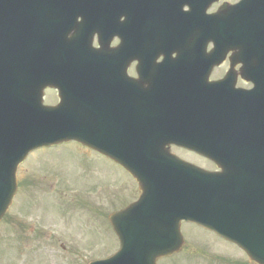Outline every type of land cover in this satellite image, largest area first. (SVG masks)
I'll return each mask as SVG.
<instances>
[{
	"label": "water",
	"instance_id": "95a60500",
	"mask_svg": "<svg viewBox=\"0 0 264 264\" xmlns=\"http://www.w3.org/2000/svg\"><path fill=\"white\" fill-rule=\"evenodd\" d=\"M39 3L0 0V168L7 172L0 174V217L16 190V164L34 148L74 139L121 164L142 191L136 202L109 215L120 244L117 252L89 264H156L158 257L179 249L181 220L214 231L264 264V192L221 189L214 174L171 163L166 146L183 144L185 131L162 117L173 105L169 99L134 95V87H126L119 96L121 124L106 127L97 118L103 99L91 89L92 82L71 78L64 103L42 106L41 88L49 79L45 75L44 83L39 81L37 30L20 19L25 10H38ZM224 8L217 14L220 20L200 24L204 33L220 35L213 51L201 57L226 52L235 26L241 33L247 30L244 19L222 16L228 12Z\"/></svg>",
	"mask_w": 264,
	"mask_h": 264
},
{
	"label": "flooded vegetation",
	"instance_id": "af4514ba",
	"mask_svg": "<svg viewBox=\"0 0 264 264\" xmlns=\"http://www.w3.org/2000/svg\"><path fill=\"white\" fill-rule=\"evenodd\" d=\"M236 1L238 0H220L212 3L206 12L208 14L214 12L222 2L235 3ZM130 2L133 3V8ZM200 7L199 4L195 6L198 11ZM168 8L169 0H129L127 2L116 0V3L107 4L101 10H42L40 12L42 26L44 29L47 28L46 30L61 33L59 39L62 43L49 52V74L59 83L57 87L43 86V104L54 106L60 101L59 94L64 91L61 79L70 71L69 67L61 65V60L68 56L65 46H74L85 52L89 61L87 70L98 78L96 79L98 84L108 92L113 91L114 88L119 90L127 76L139 81L145 93L157 91L178 95L196 94L197 96L188 99L197 104V106L187 107L192 114L214 109L222 114L231 128H242L244 112L248 106L252 105L253 93L257 89V84L253 82L255 75L252 65L264 64V59L262 57H231L232 53L235 55L240 53L236 50L220 59L176 58L171 51L169 56L171 38L164 26ZM254 8L258 11L264 8V0L256 4L250 2L247 15H251ZM188 9L187 4L182 6L183 11ZM235 15L241 14L235 13ZM202 38L195 27H188L181 36L183 48H198ZM248 39L251 44H261L254 36ZM212 46L210 41L206 49L209 50ZM257 53L260 54V51ZM71 56L74 57V54ZM72 60L76 65L77 60L73 58ZM235 110L239 112L237 116L233 115ZM189 124L186 122V127ZM199 140L200 143L205 142L204 138ZM207 142L218 146L211 148L212 150L231 151V154L219 156L221 159L231 161L229 165L234 173H239L249 183L263 182V132L257 133L254 138H245L241 135L235 139H208ZM169 149L180 158L199 167L215 172L221 171L219 166L193 151L174 144H171ZM20 168L21 164L17 167V178H19ZM10 207L0 220V242L11 238L16 241L23 239L26 242L28 241L27 224L17 219L13 224V219L18 214L11 212ZM246 263L254 264L248 257H246Z\"/></svg>",
	"mask_w": 264,
	"mask_h": 264
},
{
	"label": "rangeland",
	"instance_id": "374dc122",
	"mask_svg": "<svg viewBox=\"0 0 264 264\" xmlns=\"http://www.w3.org/2000/svg\"><path fill=\"white\" fill-rule=\"evenodd\" d=\"M21 165L22 189L10 211L18 214L13 224H27L28 241L0 242V264H87L117 249L107 215L138 194L125 171L74 141L38 148ZM181 232L183 251L158 264L246 260L236 246L197 225L183 223Z\"/></svg>",
	"mask_w": 264,
	"mask_h": 264
}]
</instances>
